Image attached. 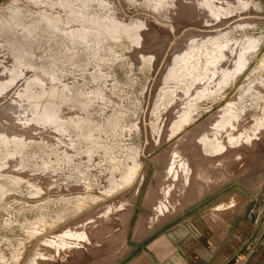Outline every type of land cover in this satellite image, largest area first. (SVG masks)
I'll return each mask as SVG.
<instances>
[{"label": "rangeland", "instance_id": "rangeland-1", "mask_svg": "<svg viewBox=\"0 0 264 264\" xmlns=\"http://www.w3.org/2000/svg\"><path fill=\"white\" fill-rule=\"evenodd\" d=\"M212 196L264 207V0H0V264H112Z\"/></svg>", "mask_w": 264, "mask_h": 264}, {"label": "crops", "instance_id": "crops-1", "mask_svg": "<svg viewBox=\"0 0 264 264\" xmlns=\"http://www.w3.org/2000/svg\"><path fill=\"white\" fill-rule=\"evenodd\" d=\"M208 198L148 232L133 229L125 252L112 264H223L250 237L259 200L245 204L238 197L237 205H229V198ZM231 264H264V222L252 244Z\"/></svg>", "mask_w": 264, "mask_h": 264}, {"label": "water", "instance_id": "water-1", "mask_svg": "<svg viewBox=\"0 0 264 264\" xmlns=\"http://www.w3.org/2000/svg\"><path fill=\"white\" fill-rule=\"evenodd\" d=\"M264 222V207L263 209L259 212L255 227L250 235V237L247 239V241L233 254L231 255L223 264H231L234 260H236L254 241L256 238L259 230L261 229V226Z\"/></svg>", "mask_w": 264, "mask_h": 264}, {"label": "bare ground", "instance_id": "bare-ground-1", "mask_svg": "<svg viewBox=\"0 0 264 264\" xmlns=\"http://www.w3.org/2000/svg\"><path fill=\"white\" fill-rule=\"evenodd\" d=\"M182 164V163H181ZM186 166V165H185ZM184 169H186V168H184ZM189 172V170L187 171V173ZM189 174V173H188ZM68 235H70V234H68ZM74 235V234H73ZM77 235V234H76ZM79 235V234H78ZM77 235V236H78ZM71 236V235H70ZM73 237H75V236H73ZM79 238H84V240H87L88 241V239H87V237H86V239H85V235H79L78 236Z\"/></svg>", "mask_w": 264, "mask_h": 264}]
</instances>
